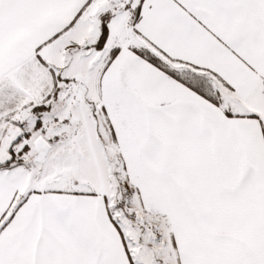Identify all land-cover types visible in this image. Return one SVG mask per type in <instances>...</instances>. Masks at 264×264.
I'll list each match as a JSON object with an SVG mask.
<instances>
[{"label":"snow or ice","instance_id":"snow-or-ice-1","mask_svg":"<svg viewBox=\"0 0 264 264\" xmlns=\"http://www.w3.org/2000/svg\"><path fill=\"white\" fill-rule=\"evenodd\" d=\"M0 264H264V0H0Z\"/></svg>","mask_w":264,"mask_h":264}]
</instances>
